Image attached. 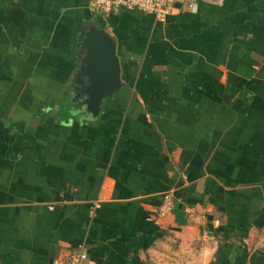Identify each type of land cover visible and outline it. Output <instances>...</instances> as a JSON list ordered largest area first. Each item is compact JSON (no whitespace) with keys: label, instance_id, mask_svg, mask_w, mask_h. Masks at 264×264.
<instances>
[{"label":"crops","instance_id":"0c3cea01","mask_svg":"<svg viewBox=\"0 0 264 264\" xmlns=\"http://www.w3.org/2000/svg\"><path fill=\"white\" fill-rule=\"evenodd\" d=\"M89 23L124 84L96 117L71 101ZM79 244L88 264H264V0H184L163 22L0 0V264Z\"/></svg>","mask_w":264,"mask_h":264},{"label":"water","instance_id":"95a60500","mask_svg":"<svg viewBox=\"0 0 264 264\" xmlns=\"http://www.w3.org/2000/svg\"><path fill=\"white\" fill-rule=\"evenodd\" d=\"M76 47L82 53L71 79L72 103L96 117L124 84L114 39L97 23L83 25Z\"/></svg>","mask_w":264,"mask_h":264},{"label":"built area","instance_id":"2783aa9c","mask_svg":"<svg viewBox=\"0 0 264 264\" xmlns=\"http://www.w3.org/2000/svg\"><path fill=\"white\" fill-rule=\"evenodd\" d=\"M184 0H87L88 7L101 15L110 14L120 9H137L152 15L159 22L165 21L178 4ZM173 202L170 193L163 197L157 216L163 217L172 209ZM64 264H88V255L82 244L72 248Z\"/></svg>","mask_w":264,"mask_h":264}]
</instances>
